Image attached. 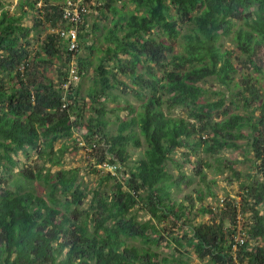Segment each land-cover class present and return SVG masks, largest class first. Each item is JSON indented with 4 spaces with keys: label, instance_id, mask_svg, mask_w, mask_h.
<instances>
[{
    "label": "trees",
    "instance_id": "trees-1",
    "mask_svg": "<svg viewBox=\"0 0 264 264\" xmlns=\"http://www.w3.org/2000/svg\"><path fill=\"white\" fill-rule=\"evenodd\" d=\"M117 1L94 6L102 15L113 13L104 47L95 42L99 26L91 29L88 14L79 25V49L71 52L57 33L34 34L40 25L59 24L60 6L21 0L11 12L0 0V264H192L185 259L191 252L211 264H264V94L254 75L264 73V0H123L122 7ZM128 3L134 7L125 11ZM31 9L33 26L24 23ZM94 51L103 54L88 100L82 82ZM74 56L79 80L65 86ZM55 60L61 61L57 82L46 74ZM209 78L230 92L239 88L240 98L222 90L218 99L209 98ZM116 89L134 95L139 106L120 104ZM176 108L186 115H174ZM123 110L131 116L121 118ZM108 113L120 119L116 133L107 127ZM81 130V138L74 136ZM243 139L255 172L242 181L240 200L225 196L207 205L202 189L197 198L179 202L173 196L198 177L215 197L207 169L243 177L238 160L218 155L241 149ZM143 140V156L126 169L131 146L142 147ZM80 149L96 158L92 169L100 183L91 191L82 188L79 168L52 171ZM179 149L183 162L175 158ZM20 152L28 158L36 153L42 166L21 164ZM105 162L117 163V173L97 166ZM187 162L194 165L191 173L184 170ZM16 175L26 184L14 187ZM35 181L48 188L45 195L29 187ZM198 202L206 222L191 217ZM137 205L148 220L132 213ZM240 215L250 238L234 249ZM165 222L172 226L164 228Z\"/></svg>",
    "mask_w": 264,
    "mask_h": 264
},
{
    "label": "rangeland",
    "instance_id": "rangeland-1",
    "mask_svg": "<svg viewBox=\"0 0 264 264\" xmlns=\"http://www.w3.org/2000/svg\"><path fill=\"white\" fill-rule=\"evenodd\" d=\"M2 2L5 3V6L7 8H9V10L11 12H14L17 8L18 5L20 4L21 0H1ZM104 1V0H102ZM117 5L121 6L123 5V0L117 1L116 3ZM134 5L131 3H128L127 6H125L124 10H128L133 8ZM2 9H0V13H1ZM101 12V11H100ZM95 9H93L92 14L90 13L88 16V23L89 26L91 27V29H93V24L94 23H98L99 26V30H96V44L98 47H104L103 44V33L107 30V27H110L112 25V21H113V13L110 11H105L104 14L102 15V12L100 13ZM35 17L36 14L33 13V10H30V13L26 16L24 23L26 25L29 26H33L36 22H35ZM47 27V25H46ZM45 26L40 25L38 30L34 32V34L38 35V36H45V33L47 32ZM90 29V30H91ZM226 45L230 48L233 47V45L230 43L229 40H226ZM35 46H37V43L35 44ZM237 51H240L237 49ZM88 50L86 49H82L81 50V55L85 56L87 54ZM103 52H99V51H94L90 56L91 59L94 62V65L90 68V72L88 73L87 76H85L83 78V82H82V95L86 97V99L89 100L88 96H87V92L88 89H90L93 85V78L91 77V75L93 74V68L95 65H97L100 62V57L102 56ZM259 55L261 56L262 61H260V63L262 65H264V47L261 48ZM54 66H52L47 72V76L50 79H53L57 82L58 80V73H59V66L61 65V61L59 60H55L54 62ZM111 63H113V61H111ZM239 68H241V70L245 73H249V72H253L250 65L247 66H242L241 64H239ZM255 77L258 78V85L261 88V93L264 94V73L262 74H258L256 72H254ZM121 79H125L124 76L120 75ZM127 82H129V79H126ZM241 82V81H240ZM78 83V82H77ZM206 88L209 90L208 96L209 98L212 99H218L219 96L216 95V92L222 90L225 91L227 96L232 97L234 99H239L240 96H238L237 90L239 88H233L230 92L229 89H227L225 86H223L222 84L218 83L214 78H209V80L206 83ZM116 92L120 93L122 95L121 99L119 100L120 104H123L126 102V100H129L131 103H133L136 107L139 106L140 101L132 94H126L123 93L120 89H116ZM242 103H244L242 101V99L239 101ZM259 103V102H258ZM256 103V104H258ZM110 106L115 105V103H110ZM255 105V104H254ZM238 111H242L245 112L246 109L244 108V106H241L239 108ZM94 112V111H93ZM174 115L177 114H182V115H186V113L181 112L180 108H176L175 110H173ZM237 112V110H236ZM92 112H88V114H91ZM95 114V112L93 113ZM121 118H128L131 115H129L128 111L123 110L119 112ZM107 118L110 119V123L108 124V129L111 130L112 133H116L117 132V128H118V122L120 121V119L117 117V114H113V113H108ZM221 118V116H220ZM249 129H245V131L247 132ZM83 133V130H81V132L79 133H75L74 136H81L80 134ZM81 138V137H79ZM82 140V139H81ZM65 140H61L57 143V147H59ZM70 143H72L73 141L71 139L68 140ZM239 143L242 145V148L239 150H234V149H229V150H225L222 151L221 153H219V156H222L224 158H226L227 160H238L237 163V168L239 170H242L243 172V177H241L240 179H237L236 177L233 176L232 172L230 169H226L224 172H219L216 169H207V174H208V178L209 180H215V182L213 184H211V190L213 192L216 193V196L213 197L211 196L209 193V189L207 186V183L205 182H201L200 179L198 177L195 178V180L193 181L192 184H183L182 187L180 189H174L173 190V196L180 201H183L187 195H192L193 198H197L198 196V189H202L204 191V193L206 194V200H205V204L207 205H215L216 202H219L220 199L225 198V196H230L232 198H236L237 200H240V194L243 192L242 191V187H241V183L243 180L246 179V174H248L249 172H255V168H254V154L248 149V145H246V140H239ZM244 144V145H243ZM101 147H104V144H101ZM146 145H145V141L143 140V146L136 148L131 146V151H132V155L131 158L128 162V165L126 166V169H129L131 166L133 167L136 164V161L143 156L144 151H145ZM181 149L178 150V152L175 155V158H177L178 160L183 162V158H182V154H181ZM206 159L208 160H214L213 157H211L210 155L203 153L202 154ZM18 159H20L21 164L22 163H30L36 166H42V161L39 160L37 158V154L33 153L32 157L28 158L24 153H19V155L17 156ZM96 162V158L89 155L88 151H85V149H80L78 151H72L71 153H67L63 164L61 166H55L53 167L52 171H57L61 168H79L80 169V181L82 184V188H86L87 191H91L95 188L99 187V181H100V176L93 171L92 169V165L95 164ZM50 164L47 163V166H49ZM98 165V164H97ZM172 166V172H174L175 174H178V169L174 166ZM194 165L191 163H186L184 165V170H186L188 173H191L193 171ZM18 171V168H15V172ZM21 182H25L24 179L19 176L16 175L14 177V179L12 180V185L14 187L18 186L19 183ZM26 184V182H25ZM108 185H105V187H107ZM29 187L31 189H34L35 192H37L38 194L41 195H45L48 188L44 185V183L42 181H35L32 184L29 185ZM90 198V197H89ZM186 204H189V201H185ZM84 206H88V200L84 201ZM200 207V203L198 202L195 206V208H193L192 210V214L191 217L193 218L195 223H199V222H206L209 220V215L208 214H203L200 213L198 211V208ZM132 213L134 215H136L138 217L139 220L141 221H145L148 220L151 215L148 213V211L146 209H141L140 206H136ZM163 225H166V222L163 223ZM172 226V222H168V224L165 227H169ZM183 232V230H180L179 232H175L176 234H181ZM160 250L165 251L166 252H170L171 248L166 249L164 246L160 247ZM185 259L189 262H191L192 264H211L209 260L206 259H200L198 258L193 252H191V254L187 255L185 257Z\"/></svg>",
    "mask_w": 264,
    "mask_h": 264
},
{
    "label": "built area",
    "instance_id": "built-area-1",
    "mask_svg": "<svg viewBox=\"0 0 264 264\" xmlns=\"http://www.w3.org/2000/svg\"><path fill=\"white\" fill-rule=\"evenodd\" d=\"M46 1H49L52 5H58L62 11V19L59 21V24L53 25L50 22L47 23L45 30L47 33H57L67 41L68 49L71 52H75L79 49V25L84 21V15L87 16L90 14L94 6L99 5L102 0H36V4L39 8H43V5ZM88 17V16H87ZM66 25H69L67 27ZM79 80V72L77 69V63L75 56L71 61L70 75L65 86H69L70 83ZM85 143L81 141V145ZM91 150V149H90ZM99 168L104 170L111 171L113 174L117 173L119 165L117 163L105 162L103 164L97 165ZM225 199H221V203ZM250 238L248 231L243 223L242 216H239L237 231L234 234L233 238V248L237 249L247 242Z\"/></svg>",
    "mask_w": 264,
    "mask_h": 264
}]
</instances>
